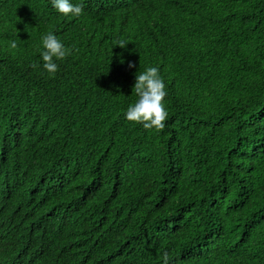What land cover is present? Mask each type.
Masks as SVG:
<instances>
[{
    "label": "trees",
    "instance_id": "trees-1",
    "mask_svg": "<svg viewBox=\"0 0 264 264\" xmlns=\"http://www.w3.org/2000/svg\"><path fill=\"white\" fill-rule=\"evenodd\" d=\"M73 2L0 0V264H264V0ZM148 67L162 130L125 118Z\"/></svg>",
    "mask_w": 264,
    "mask_h": 264
},
{
    "label": "clouds",
    "instance_id": "clouds-1",
    "mask_svg": "<svg viewBox=\"0 0 264 264\" xmlns=\"http://www.w3.org/2000/svg\"><path fill=\"white\" fill-rule=\"evenodd\" d=\"M51 6L64 16L79 17L84 11L82 5L74 3L73 0H51ZM9 43L12 48L17 46L15 40ZM128 43V40L121 39L116 45L126 48ZM37 50L43 62L42 67L49 74H55L58 71L57 61L71 55V50L53 32L41 36ZM129 67L134 65L130 63ZM133 89L138 99L127 108L126 120L140 123L145 129L162 130L165 127L168 112L164 102L167 95L166 86L159 68L148 67L136 74ZM163 264H170L167 256L163 258Z\"/></svg>",
    "mask_w": 264,
    "mask_h": 264
}]
</instances>
